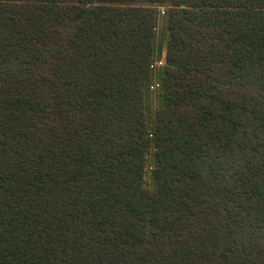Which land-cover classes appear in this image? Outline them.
I'll return each mask as SVG.
<instances>
[{
  "label": "trees",
  "instance_id": "obj_1",
  "mask_svg": "<svg viewBox=\"0 0 264 264\" xmlns=\"http://www.w3.org/2000/svg\"><path fill=\"white\" fill-rule=\"evenodd\" d=\"M0 264H264V0H0Z\"/></svg>",
  "mask_w": 264,
  "mask_h": 264
},
{
  "label": "rangeland",
  "instance_id": "obj_2",
  "mask_svg": "<svg viewBox=\"0 0 264 264\" xmlns=\"http://www.w3.org/2000/svg\"><path fill=\"white\" fill-rule=\"evenodd\" d=\"M163 10V8H162ZM168 26H169V20L168 17L163 15L160 18V22H159V27H158V41L160 42V47H161V57L156 58V60L154 61L153 64V68L155 69V79L154 82L151 84L150 86V90L151 91H157L158 88L160 87V82H161V77L163 76V68L166 64L165 62V56H166V49H167V43H168V34H169V30H168ZM153 94V93H152ZM149 105L148 107H150V104H152V106H155V103H157L158 99L156 98V96L151 95V97L148 100ZM150 166V165H148ZM150 169V168H149ZM150 170L147 171L146 174V181L149 182L150 180Z\"/></svg>",
  "mask_w": 264,
  "mask_h": 264
}]
</instances>
